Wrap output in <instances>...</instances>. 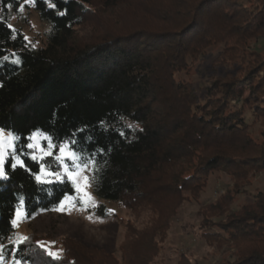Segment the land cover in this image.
<instances>
[{
	"label": "trees",
	"instance_id": "1",
	"mask_svg": "<svg viewBox=\"0 0 264 264\" xmlns=\"http://www.w3.org/2000/svg\"><path fill=\"white\" fill-rule=\"evenodd\" d=\"M51 2L56 10L49 0L31 4L49 24L46 44L36 47L11 24L24 0H0V127L19 134L20 143L37 130L57 144L75 139L82 158L96 161L90 184L98 197L131 215L151 214L136 231L126 222L125 236L134 230L121 244L126 264L153 261L168 219L189 198L185 193L197 202L211 176L222 173L233 186L200 211L197 234L225 246L229 255L219 264H264V190L239 208L232 205L264 171V0ZM64 9L67 15L57 14ZM209 49L218 53L199 94L197 83L181 73ZM21 158L27 167L12 169L10 160L7 179L0 180L4 264L14 258L22 264H119L114 254L70 237L58 241L59 260L39 247L44 239H14L11 219L21 200L28 221L76 193L68 180L37 181L39 164ZM45 161L58 168L52 158ZM94 210L117 219L105 202ZM13 242L16 253L9 256Z\"/></svg>",
	"mask_w": 264,
	"mask_h": 264
},
{
	"label": "rangeland",
	"instance_id": "2",
	"mask_svg": "<svg viewBox=\"0 0 264 264\" xmlns=\"http://www.w3.org/2000/svg\"><path fill=\"white\" fill-rule=\"evenodd\" d=\"M30 6L24 5L23 12L14 13L11 24L22 29L30 44L36 47L43 46L47 41L46 32L49 30V24L40 20L37 12ZM217 53L216 49H209L203 59L193 66L189 72L181 73L182 77L193 79L197 83L199 94L204 92L208 82H210L205 70ZM248 95L249 89L247 88L245 96L248 97ZM244 104L248 107L250 102L246 101ZM248 117L252 121L249 112ZM261 129L262 125L257 120L254 127L255 134L258 135ZM8 133L9 131L5 130V135ZM41 143L46 144V141L41 140ZM91 170L92 165L90 164L88 169L80 173L81 177H88L87 187H85V181L80 179L81 186L85 187V191L89 194L87 197L76 190L75 194H69L72 199L67 202L63 212L58 211V207L52 212L41 213L28 221H24L22 217L18 222V226H16L14 239L19 241L20 237L34 235L37 238L44 239L41 243L47 248L61 254V247L58 243L60 240L70 237L89 246L100 247L114 254L118 258L119 264H126L127 262L122 259L121 244L130 240L131 231L134 234L136 227L138 229L145 227L151 214L143 210L140 213L131 215L126 208L120 206L117 202L98 197L91 188ZM210 179L207 189L201 193L197 202L192 200V197L190 199V193H185L189 198L183 201L177 213L171 219H168V229L165 232L163 231L164 238L161 240L159 238L157 254L149 264H193L194 261H198L199 264H219L222 258L229 255V252L225 250V246L215 247L214 244H209L197 234L195 225L197 215L206 208V205L214 202L221 195V192L225 193V189L233 186L231 176L224 173L213 175ZM246 187L248 189L238 194L233 200L232 205L234 208L241 207L256 192L264 190V171L256 172L251 177L250 185L248 184ZM100 201L105 202L108 208L114 211L117 219H103L95 213L94 207ZM128 221L134 225V230L130 229L128 234L130 236H125L126 222Z\"/></svg>",
	"mask_w": 264,
	"mask_h": 264
},
{
	"label": "snow or ice",
	"instance_id": "3",
	"mask_svg": "<svg viewBox=\"0 0 264 264\" xmlns=\"http://www.w3.org/2000/svg\"><path fill=\"white\" fill-rule=\"evenodd\" d=\"M36 3V0H24V5H31ZM24 5L19 6V11L23 12ZM49 6L56 10V4L49 0ZM58 15H67V10H59ZM11 28V25H9ZM27 40V37H24ZM4 61L8 60V57H3ZM20 61L17 59L13 63L18 64ZM131 127V125H129ZM41 140L46 141V144H42ZM21 136L15 134L14 132H9L5 135V129L0 127V180L7 179V165L11 160L10 167L15 169L17 166L21 168H26L24 160L21 158L22 155H26L32 161L39 164V173L35 175V179L41 183H53V182H64L65 180L70 181L75 185L78 192L83 193L85 197L89 194L85 191V187L88 185V177L80 176V173L89 168V165H95L96 161L94 158H89L84 160L79 153V150L75 148L76 141L72 139L70 141L65 140L59 144L53 142V137L39 130L34 131L27 137V143H20ZM103 150H101V153ZM46 157L52 158L58 168L52 170L50 164L45 161ZM74 169V170H73ZM80 179L85 181V187L80 184ZM72 199V196L66 194L64 200L61 202L58 211L63 212L67 206V202ZM25 216L24 212V202L20 201L19 205L15 208V218L11 219V225L13 227L18 226V222L22 217ZM8 239V237H5ZM27 237H20V241H26ZM9 256L16 253L15 242L9 246ZM41 249H44L48 257L53 260H59L60 254L54 252L47 248L43 243L39 244ZM5 246L2 241H0V264H4V253ZM18 255V254H17ZM13 264H22L21 260L14 258Z\"/></svg>",
	"mask_w": 264,
	"mask_h": 264
}]
</instances>
